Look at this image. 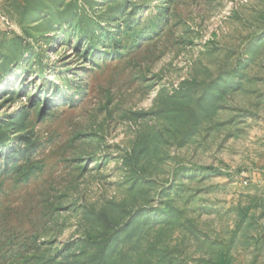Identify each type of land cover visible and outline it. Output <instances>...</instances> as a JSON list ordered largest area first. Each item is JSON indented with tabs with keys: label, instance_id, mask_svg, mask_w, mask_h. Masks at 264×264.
<instances>
[{
	"label": "rangeland",
	"instance_id": "374dc122",
	"mask_svg": "<svg viewBox=\"0 0 264 264\" xmlns=\"http://www.w3.org/2000/svg\"><path fill=\"white\" fill-rule=\"evenodd\" d=\"M263 229L264 0H0V264H259Z\"/></svg>",
	"mask_w": 264,
	"mask_h": 264
},
{
	"label": "trees",
	"instance_id": "16d2710c",
	"mask_svg": "<svg viewBox=\"0 0 264 264\" xmlns=\"http://www.w3.org/2000/svg\"><path fill=\"white\" fill-rule=\"evenodd\" d=\"M85 243L88 244L89 242ZM95 244L99 245V248L96 249L92 254H90V258L88 257V259H86L85 261L76 262V264H106V255L108 254L106 250V245L108 244V242H98Z\"/></svg>",
	"mask_w": 264,
	"mask_h": 264
},
{
	"label": "crops",
	"instance_id": "0c3cea01",
	"mask_svg": "<svg viewBox=\"0 0 264 264\" xmlns=\"http://www.w3.org/2000/svg\"><path fill=\"white\" fill-rule=\"evenodd\" d=\"M263 237H264V229H263ZM259 262H260L259 264H264V258L260 259Z\"/></svg>",
	"mask_w": 264,
	"mask_h": 264
}]
</instances>
